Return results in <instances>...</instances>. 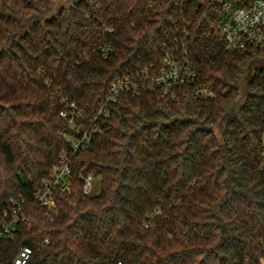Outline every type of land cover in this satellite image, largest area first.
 Returning <instances> with one entry per match:
<instances>
[{
  "label": "trees",
  "instance_id": "obj_1",
  "mask_svg": "<svg viewBox=\"0 0 264 264\" xmlns=\"http://www.w3.org/2000/svg\"><path fill=\"white\" fill-rule=\"evenodd\" d=\"M224 21L204 0H0V218L28 204L0 264L23 247L29 264H263L264 64L249 66L264 50H226ZM181 45L215 97L124 95L46 221L33 201L65 148L60 100L94 116L117 79Z\"/></svg>",
  "mask_w": 264,
  "mask_h": 264
},
{
  "label": "built area",
  "instance_id": "obj_2",
  "mask_svg": "<svg viewBox=\"0 0 264 264\" xmlns=\"http://www.w3.org/2000/svg\"><path fill=\"white\" fill-rule=\"evenodd\" d=\"M221 9L225 21L220 34L226 43V50L241 52L249 49L264 50V0H204ZM153 68L143 73L127 74L117 79L109 88L106 97L99 103L94 116H86L77 104L66 99L60 100V117L66 122L63 133L65 148L59 161L51 169L49 180L34 194V201L44 210V219L56 223L60 205L57 196L69 194L72 190L74 161L79 153L86 152L97 135L102 133L99 121L116 110V105L124 95L137 96L143 91H157L162 98L175 97L176 92L191 89L197 100H209L215 97L212 90L196 87V68L190 59L185 45L169 48L165 51L162 63L157 70ZM83 192L91 196L95 189L92 176L81 178ZM28 204L24 197L12 198L9 207L0 218V240L15 241L22 224L28 217ZM49 240L38 244L42 248ZM34 249L23 247L13 264H29Z\"/></svg>",
  "mask_w": 264,
  "mask_h": 264
},
{
  "label": "water",
  "instance_id": "obj_3",
  "mask_svg": "<svg viewBox=\"0 0 264 264\" xmlns=\"http://www.w3.org/2000/svg\"><path fill=\"white\" fill-rule=\"evenodd\" d=\"M262 64H264V61H254V62H252L250 64V66H249V73H250V75L252 74L254 65H262Z\"/></svg>",
  "mask_w": 264,
  "mask_h": 264
},
{
  "label": "rangeland",
  "instance_id": "obj_4",
  "mask_svg": "<svg viewBox=\"0 0 264 264\" xmlns=\"http://www.w3.org/2000/svg\"><path fill=\"white\" fill-rule=\"evenodd\" d=\"M255 66V65H254ZM263 264H264V262H263Z\"/></svg>",
  "mask_w": 264,
  "mask_h": 264
}]
</instances>
